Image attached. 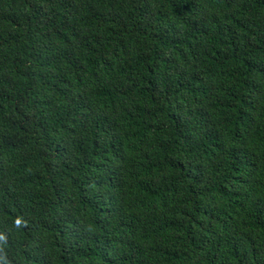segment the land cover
I'll return each mask as SVG.
<instances>
[{
  "label": "trees",
  "instance_id": "trees-1",
  "mask_svg": "<svg viewBox=\"0 0 264 264\" xmlns=\"http://www.w3.org/2000/svg\"><path fill=\"white\" fill-rule=\"evenodd\" d=\"M0 264H264V0H0Z\"/></svg>",
  "mask_w": 264,
  "mask_h": 264
}]
</instances>
